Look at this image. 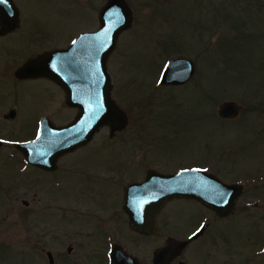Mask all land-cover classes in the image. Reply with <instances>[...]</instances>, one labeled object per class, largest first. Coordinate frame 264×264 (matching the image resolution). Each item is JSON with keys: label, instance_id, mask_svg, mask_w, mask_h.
Returning <instances> with one entry per match:
<instances>
[{"label": "rangeland", "instance_id": "374dc122", "mask_svg": "<svg viewBox=\"0 0 264 264\" xmlns=\"http://www.w3.org/2000/svg\"><path fill=\"white\" fill-rule=\"evenodd\" d=\"M16 1L24 18L30 13L56 32L46 36L48 45L67 46L99 26L96 14L107 0ZM127 1L134 24L120 36L108 68L112 98L128 123L109 141L112 152L139 154L135 157L171 168L181 166L183 158L189 164L207 159L221 178L244 185L237 211L227 219L176 201L163 212L161 235L127 240L128 251L140 264H153V251L169 236L184 239L209 217L205 237L186 246L173 264L179 259L184 264H264V0ZM35 48L32 43L30 50ZM12 56L19 57L17 52ZM180 56L194 60L193 77L182 85H161L167 62ZM228 101L240 106L236 117L220 116ZM26 134L17 132L18 138ZM104 136L106 131L95 142ZM102 147L98 152H111ZM79 159L80 166L93 161L92 156ZM6 168L0 169V264H49L41 249L51 250L56 264H110L107 254L93 252L90 240L81 239L79 252L63 257L72 236L60 238L59 214H53L58 210L34 203L27 208V173L14 178L12 168Z\"/></svg>", "mask_w": 264, "mask_h": 264}, {"label": "flooded vegetation", "instance_id": "af4514ba", "mask_svg": "<svg viewBox=\"0 0 264 264\" xmlns=\"http://www.w3.org/2000/svg\"><path fill=\"white\" fill-rule=\"evenodd\" d=\"M14 1L19 7L20 24L0 34V49H2V52L0 51V139L3 141V146L0 148V169L12 168L14 178L27 173L25 183L31 194L26 201L27 208H32L34 203L38 208L58 210L59 213L53 214L54 216L59 214L56 224L60 225V238L66 240L67 237L72 236V240L65 244L67 248L62 252L63 257L79 252L78 246L81 244L79 243L81 239L90 240L94 246L93 252L107 254L109 262L116 245L121 251L124 250L134 256L128 251L126 241L159 237L163 212L176 201L192 202L223 220L233 215L220 216L194 198H175L166 202L151 215L155 228L152 234H148L146 232L147 204L157 200V194L146 190L143 185L150 171L155 175L157 172L172 174L186 169H204L208 173L214 172L207 159L203 160L204 164H189L186 163L188 159L183 158L185 162L178 161L182 163L181 166L175 163L171 168L169 165L164 167L163 164L150 163L145 157L136 158L139 154L133 153L127 157L122 151L112 152L109 141L114 140L115 135L122 129L113 131L109 125L102 126L89 142L70 151L57 156L53 153L39 154L45 160L44 163L35 164L28 161L17 144L35 140L42 128L53 130L72 123L79 115L80 108L68 104L67 93L56 79V76L65 75L60 66L54 64L55 66L50 67L35 63L27 75L17 74L19 68L41 54L68 45H48L46 36H56V32L52 31L48 25L40 23L30 13L26 16L27 19L24 18L20 5L16 0ZM96 20L95 24L99 21V13L96 14ZM27 21L28 23H25ZM89 31L94 30L84 32ZM32 43L37 46V49L33 51L30 50ZM24 49L27 51L24 52ZM16 52L18 58L12 56ZM11 60L14 62H10ZM46 69H50V73H43ZM34 101H37V104L32 107ZM6 128L8 130L4 131L3 129ZM27 130L28 135L18 138L17 132ZM105 131L107 136L95 142ZM102 146H106L105 150L108 149L111 152H98L97 148L101 149ZM5 149L9 151L3 152ZM84 150L90 152H83ZM91 156L93 161L89 165L80 166L79 158ZM216 175L225 183H241L226 181L218 174ZM6 176L8 179L9 176ZM241 196L236 203V211ZM208 219L209 217L202 219V222L184 239L189 238L205 224L209 227ZM72 224L75 225V229H68L67 226ZM206 231L191 241L187 247L205 237ZM41 251L47 255L49 264L48 253H52L56 264V256L51 250L41 249ZM134 257L138 261V258ZM175 261L177 258L171 264ZM180 262L184 264L182 259L178 260V264ZM138 264H140L139 261Z\"/></svg>", "mask_w": 264, "mask_h": 264}, {"label": "water", "instance_id": "95a60500", "mask_svg": "<svg viewBox=\"0 0 264 264\" xmlns=\"http://www.w3.org/2000/svg\"><path fill=\"white\" fill-rule=\"evenodd\" d=\"M99 19L98 30L83 33L67 48L41 54L17 71L19 76L27 75L35 63L60 66L65 75L56 76V79L67 93L68 104L80 108L79 115L72 123L53 130L42 128L36 140L17 144L32 163L45 162L39 154L53 153L57 156L86 144L102 125H109L115 131L123 129L128 123L126 112L112 98L113 85L107 64L122 32L132 27L133 10L127 0H107L100 10ZM19 24V9L15 2L7 0V4L0 3V34ZM195 71L194 60L173 58L163 71L161 84H184ZM43 73H50V69L43 70ZM239 112L240 106L235 101L224 102L219 110L223 118L236 117ZM2 145L0 140V147ZM153 173L150 171L147 181L143 183L146 190L157 194V200L147 204L148 234H152L155 228L151 215L169 200L195 198L225 217L236 212V203L244 190L242 184L225 183L202 169L182 170L177 174ZM207 225L186 240L171 237L164 246L155 250L154 264H171L191 241L203 235ZM48 254L50 264H55L52 253ZM110 257L112 264H138L134 256L121 251L117 245Z\"/></svg>", "mask_w": 264, "mask_h": 264}, {"label": "snow or ice", "instance_id": "6c2138e0", "mask_svg": "<svg viewBox=\"0 0 264 264\" xmlns=\"http://www.w3.org/2000/svg\"><path fill=\"white\" fill-rule=\"evenodd\" d=\"M0 3L7 4V0H0Z\"/></svg>", "mask_w": 264, "mask_h": 264}]
</instances>
